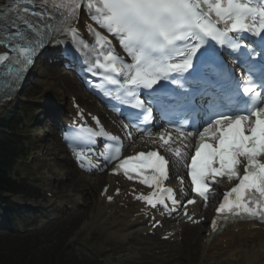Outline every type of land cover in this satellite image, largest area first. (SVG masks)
<instances>
[{"label": "snow or ice", "instance_id": "snow-or-ice-1", "mask_svg": "<svg viewBox=\"0 0 264 264\" xmlns=\"http://www.w3.org/2000/svg\"><path fill=\"white\" fill-rule=\"evenodd\" d=\"M85 7L102 30L88 26L94 44L78 40L77 29L72 27L78 11ZM57 18L60 23L54 26L51 21ZM16 20L26 30H21ZM8 21L15 31L7 27L0 30L5 33L0 35V47L6 49L0 51V66L6 67V75L13 80L20 79L50 36L55 41L56 36L71 33L73 43L78 42L82 49L91 48L96 54L88 71L93 75L96 70L102 71V80L122 91L123 103L144 109L145 120L151 116L152 108L145 107L137 89H152L161 80H171L180 88L186 84L191 87L194 98L201 86L219 85L220 91L214 94L207 90L199 93L210 95L195 113L200 116V127L194 123L195 131H184L185 125L181 124L175 130L181 141L196 138L190 163L186 162L187 144L183 151L172 147L168 150L185 161L192 191L205 203L218 177L237 181L223 194L216 208L218 218L264 223V0H9L0 6V23L7 25ZM241 33L260 37V45L241 53L238 59L246 71L237 78L223 64L216 45L237 52L241 45L233 34ZM109 36L118 41L131 62L117 54ZM254 55L261 57L258 78H254V66L249 64ZM185 73L189 75L184 77ZM105 94L110 95L107 91ZM117 99H121L120 94ZM96 135L90 129H81L76 139L92 142ZM108 139L116 141L117 137ZM159 140L162 145L173 143L168 133H161ZM100 155L106 162L116 161L114 174L122 171L127 179L154 189L136 199L152 208L158 204L168 207L166 201L177 204L173 189L164 186L169 161L158 151L122 157L121 146L108 145ZM86 164L93 166L91 160L81 161V167ZM194 203L192 199L187 201ZM211 228L213 232L218 230L216 219Z\"/></svg>", "mask_w": 264, "mask_h": 264}, {"label": "rangeland", "instance_id": "rangeland-1", "mask_svg": "<svg viewBox=\"0 0 264 264\" xmlns=\"http://www.w3.org/2000/svg\"><path fill=\"white\" fill-rule=\"evenodd\" d=\"M32 74L33 75L31 76V79L27 81L24 90L18 96L17 101L5 106L0 110V114H3L4 112L8 111L12 106H14L16 107V109L19 110V115L23 125L31 126L32 123L34 124V122H36L34 126L32 124V127H29L28 131H26L22 135L25 139L22 142V145L24 147L29 143V141H34V137L38 140H41L42 135H44L43 129L46 126V122H49V118L44 115V108H56L58 104H63V102L66 101L68 94H73L77 92V90L74 89V87L77 88L75 84L73 86L69 82L67 77H63L60 74L56 67L48 68L44 62L38 63L34 67ZM38 126L40 128L36 129L35 127ZM49 145L54 148L52 156L49 154L47 155V153H45V160L43 162L38 160V158H35L31 161V163H28L30 167L25 169L21 168L18 165H14L10 175L12 177L19 176V179L25 178L26 182L29 183L32 187H34L36 191L39 190V188H45L43 190L52 191L56 193H53L56 197V201L52 203L53 205L51 204V202H47V199H44V196L41 195V191L39 190L40 192L38 191L37 195H39L43 199V202L40 203L36 199H33L19 201L17 203H23L24 206H27L30 209H36L44 206L48 209L55 210V205L61 204V198L66 201L67 197L75 195L78 192L83 193L85 195L88 194L89 196L84 206L81 207L80 210L73 209L74 211L72 213H66L60 221L49 222L44 225L43 228H47L48 230L44 232L43 236H41V241L43 240V242L46 241V243L50 245L55 244L56 246L61 243V245H63L61 246V250H65V257H67V259H72L71 257L75 256L73 253L72 246L69 247V244L74 242L75 240H77L79 244H76L78 245L76 246V253H79L80 255L81 251L83 250L80 245H82L83 243H89V241L90 243L86 244V246L92 247L93 245V247L97 248L99 251H102V242H107V240L102 241V239L106 235V231L103 228L104 224L100 225L101 222L99 221L98 224H96L93 228H84L87 223L91 222V220L93 219L91 218V216L94 213L91 206L92 200L88 192V185L84 183L82 178H79V176L72 170L71 164L66 160L63 155H61V151L55 149L53 144ZM51 158H53V161H51ZM29 169L33 173V177L27 176V170ZM58 172L65 174V180H61V182L59 181V179L57 178ZM43 175H45V177H43ZM11 198L9 200H11ZM17 198L18 197H15L16 200ZM67 205L69 206L70 204ZM5 208L7 209V207ZM6 209L3 208L0 202V218L4 214L8 215V220L11 224L17 222L26 224L27 220H29V216H26L24 218H19V216L9 218L10 214H8V211ZM21 213L23 214L25 212ZM45 216H50V214L46 213L40 218H44ZM60 216L62 215L60 214ZM68 217L69 220L67 221V219L65 218ZM63 219H65V221ZM56 223H58L57 227L55 225ZM35 224L36 223H33V225ZM200 231L201 229L195 230V232H193V235L196 236V234L200 233ZM67 232H70L69 235H71L68 236V240H65V242L63 243L61 242V239H63L64 235ZM190 234L191 232H189L188 236ZM92 236H94L95 238L92 239ZM200 239H198L194 246L191 245L190 241L184 244L185 246L181 248V261L179 262V264H197L201 246L199 242ZM71 249L72 251L70 252ZM42 252H44V254L48 253L49 256H51L54 252L61 253V251H55V246L52 251H50L48 247H46L44 251L40 252L38 249L34 250V253L37 255L38 258L40 257V254ZM67 252H70V258L67 256ZM122 255L123 254L121 253V256ZM234 256L236 257L238 255L234 254ZM122 257H124V260L128 259L127 256ZM146 260L147 264H150L151 261L149 259ZM225 261V258L217 260V264H225ZM240 261L241 259L239 256L236 264H239ZM72 263L75 264V262Z\"/></svg>", "mask_w": 264, "mask_h": 264}, {"label": "bare ground", "instance_id": "bare-ground-1", "mask_svg": "<svg viewBox=\"0 0 264 264\" xmlns=\"http://www.w3.org/2000/svg\"><path fill=\"white\" fill-rule=\"evenodd\" d=\"M1 51V50H0ZM2 105H0V108ZM61 120V118L59 119ZM194 142L187 141L190 145ZM151 140H144L143 144H149ZM128 223V222H126ZM248 225H235L227 227L223 235L212 242L201 244V264H217V260L225 258V264H236L240 256L241 262L247 264H264V233L260 231H249ZM205 240V237H203ZM223 244L228 248H222ZM218 246L216 249L215 246ZM238 255V256H234ZM232 258V259H231ZM224 264V263H223Z\"/></svg>", "mask_w": 264, "mask_h": 264}, {"label": "trees", "instance_id": "trees-1", "mask_svg": "<svg viewBox=\"0 0 264 264\" xmlns=\"http://www.w3.org/2000/svg\"><path fill=\"white\" fill-rule=\"evenodd\" d=\"M19 121L11 118L10 113L0 118V189L15 190L14 184L5 179V170L10 167L14 152L18 151L17 144L21 140L16 134L21 133ZM7 132V133H6ZM19 152V151H18ZM21 156V155H19ZM0 264H41L35 262L30 254L21 251L15 245L4 247L0 243Z\"/></svg>", "mask_w": 264, "mask_h": 264}]
</instances>
